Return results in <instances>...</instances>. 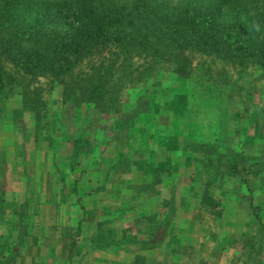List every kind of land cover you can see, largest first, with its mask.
<instances>
[{
    "label": "rangeland",
    "instance_id": "1",
    "mask_svg": "<svg viewBox=\"0 0 264 264\" xmlns=\"http://www.w3.org/2000/svg\"><path fill=\"white\" fill-rule=\"evenodd\" d=\"M259 73L254 66L241 76L231 72L242 89L229 88L220 103L210 104L215 101L205 100L192 81L164 69L125 89L116 114L63 102L61 85L48 89L44 81L48 107L39 125L13 95L0 116V236L10 234L13 241L17 236L10 220L15 203L25 200L30 218L15 264H69L73 239L71 264H129L153 229L147 214L169 211L161 208L163 199L173 207L174 219L148 260L264 264V248L249 257V246L241 244L256 229L250 202L264 221V171L247 176L249 188L239 176H222L211 188L223 205L217 217L197 205L200 183L192 179V144H186L189 132L196 139L203 134L206 142L218 136L221 145L264 163V77ZM155 155L164 160L158 168ZM156 169H162L159 182L144 189L141 183ZM115 177L124 183H108ZM98 223L105 233L123 234L125 244L90 250Z\"/></svg>",
    "mask_w": 264,
    "mask_h": 264
},
{
    "label": "trees",
    "instance_id": "2",
    "mask_svg": "<svg viewBox=\"0 0 264 264\" xmlns=\"http://www.w3.org/2000/svg\"><path fill=\"white\" fill-rule=\"evenodd\" d=\"M251 66L264 77V0H0V116L16 94L36 124L43 123L48 107L44 94L54 85H61L63 102L116 114L125 89L164 69L192 81L205 100L215 101L210 104L220 103L229 88L243 87L231 72L241 76ZM194 137L189 132L186 144H192V179L200 183L197 205L220 217L223 205L212 186L222 176H239L249 188L247 176H259L264 163L221 145L218 136L209 142L203 134ZM158 182L156 178L144 189ZM3 203L1 198V216ZM27 206L24 200L12 207L10 220L18 232L14 241L10 234L0 236V264H15L25 246ZM162 206L169 211L141 240L142 250L163 241L174 209L167 199ZM250 206L256 229L241 242L243 249L249 246V257L264 248V221L252 202ZM125 242L123 234L105 233L98 223L89 246L106 250ZM75 247L73 239L69 264ZM129 264L165 263L137 253Z\"/></svg>",
    "mask_w": 264,
    "mask_h": 264
},
{
    "label": "crops",
    "instance_id": "3",
    "mask_svg": "<svg viewBox=\"0 0 264 264\" xmlns=\"http://www.w3.org/2000/svg\"><path fill=\"white\" fill-rule=\"evenodd\" d=\"M155 160H153V161H155V164H157V167L156 168H158L162 163H163V158H158L156 155H155ZM157 161V162H156ZM163 165V164H162ZM153 169V168H152ZM132 170V169H131ZM162 169H156V170H154L153 172H150V177H148V180H145V182H142L141 183V185L143 186L144 184H146V183H150V182H152L153 180H155L156 178H158V176H159V174H162L161 171ZM106 174V170H105V172H104V175ZM110 181H112L113 183H115V184H120V183H124L123 182V179H121V178H117V177H115V178H113V179H110V180H108V183L110 182ZM161 208H164V206H162V204H161ZM164 212V210L162 209V211L160 212H153L152 214H147L148 215V221L152 224V226H153V229L151 230V233L154 231V229H155V226H156V224L159 222V220H160V218H161V216H162V213ZM149 217H152V218H154L153 219V222L152 221H150V219H149ZM173 217H172V219H171V223L173 222ZM170 223V224H171ZM150 233V234H151ZM150 234H148V236L150 235ZM158 247H155V248H152V249H146V250H142V249H139L138 251H137V253H143V254H145V255H147V254H149V253H154L155 251H156V249H157Z\"/></svg>",
    "mask_w": 264,
    "mask_h": 264
}]
</instances>
